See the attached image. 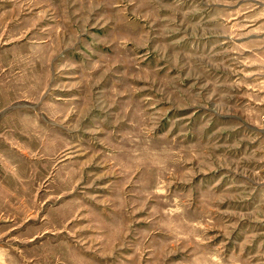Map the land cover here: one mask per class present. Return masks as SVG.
<instances>
[{
    "label": "rangeland",
    "instance_id": "1",
    "mask_svg": "<svg viewBox=\"0 0 264 264\" xmlns=\"http://www.w3.org/2000/svg\"><path fill=\"white\" fill-rule=\"evenodd\" d=\"M0 264H264V0H0Z\"/></svg>",
    "mask_w": 264,
    "mask_h": 264
}]
</instances>
